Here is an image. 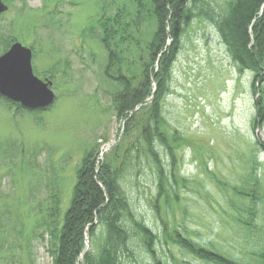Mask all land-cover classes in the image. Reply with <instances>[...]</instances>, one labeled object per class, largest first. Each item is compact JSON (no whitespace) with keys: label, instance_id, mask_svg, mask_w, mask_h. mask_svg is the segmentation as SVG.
Here are the masks:
<instances>
[{"label":"rangeland","instance_id":"obj_1","mask_svg":"<svg viewBox=\"0 0 264 264\" xmlns=\"http://www.w3.org/2000/svg\"><path fill=\"white\" fill-rule=\"evenodd\" d=\"M2 1L8 11L0 16L4 40L0 56L15 43L30 49L32 71L50 85L56 100L42 114L24 111L18 115L0 101V211L22 218H13L10 229L32 234L31 255L16 246V264H52L49 226H35L38 216L34 209L42 208L44 222L50 224L53 197L58 196L61 218L71 201L83 157L118 139L108 154L122 142L123 125L111 102L117 85L104 74L107 53L91 34L99 29L91 27L102 13L115 14L130 8L132 1ZM210 1L216 6L225 3ZM153 29L148 22H140L133 31L140 41L138 52L145 58V44ZM182 33V49L163 106L170 130L178 131L184 140L179 166L180 176L188 184L178 187L180 205L167 209V215L160 202L162 216L171 230L176 227L205 246L247 260L255 239L232 227V211L222 206L226 196L216 179L240 186L257 162V174L264 184V149L256 147V142H264V125L254 129L251 122L260 92L254 95L249 71H237L213 23L193 18ZM5 39L16 42L8 48ZM47 73L53 80L44 75ZM99 160H103L101 153ZM155 178L154 168L142 161L127 174L123 187L134 211L160 237L156 246L160 261L201 264L170 243L166 245L155 209L160 204ZM229 196L238 204L233 194ZM136 252L137 260L128 264H153L142 249Z\"/></svg>","mask_w":264,"mask_h":264},{"label":"trees","instance_id":"obj_2","mask_svg":"<svg viewBox=\"0 0 264 264\" xmlns=\"http://www.w3.org/2000/svg\"><path fill=\"white\" fill-rule=\"evenodd\" d=\"M131 1L130 8L123 7L111 15L102 13L91 27L99 29V33L91 34L98 37L107 53L104 74L117 85L111 102L123 125L122 142L103 160H99L100 152L94 151L83 157L71 201L61 218L58 196L53 197L50 224L44 222L42 208L34 209L38 216L35 226H49L46 228L52 264H128L137 260L139 248L153 264H169L160 261L156 251L160 237L134 211L123 184L127 174L144 161L154 168L157 202L165 205L166 215L167 209L180 205L178 187L188 184L180 176L179 166V149L184 140L178 131L170 130L163 105L170 91L173 66L182 49V32L193 18L213 23L237 71L253 75L252 91L255 96L260 92V97L251 122L254 129L264 125V0H225L222 6L210 0ZM140 22H148L154 28L145 44L147 58L138 52L140 41L133 35ZM0 39L3 43L2 36ZM5 42L9 48L16 41ZM131 51L136 55L132 57ZM44 75L51 78V73ZM0 101L15 110V115L25 111L7 100ZM256 147L263 150L264 142H256ZM257 173L254 162L240 186L231 187L216 179V185L226 196L222 206L232 211V227L255 239L256 245L247 260L240 261L213 246H205L175 226L171 230L163 219L160 203L155 209L163 224L166 245L170 243L201 264H264V184ZM230 193L238 204L229 198ZM15 215L0 211V264L17 263L16 246L31 255L32 234L10 229L13 218L22 219Z\"/></svg>","mask_w":264,"mask_h":264},{"label":"water","instance_id":"obj_3","mask_svg":"<svg viewBox=\"0 0 264 264\" xmlns=\"http://www.w3.org/2000/svg\"><path fill=\"white\" fill-rule=\"evenodd\" d=\"M8 11L0 0V14ZM31 50L15 44L10 51L0 57V95L14 103H20L28 110H46L55 100V94L49 86L33 74ZM35 81L42 85L38 94L26 87V82ZM115 141L112 143V145ZM110 147V145H106Z\"/></svg>","mask_w":264,"mask_h":264},{"label":"snow or ice","instance_id":"obj_4","mask_svg":"<svg viewBox=\"0 0 264 264\" xmlns=\"http://www.w3.org/2000/svg\"><path fill=\"white\" fill-rule=\"evenodd\" d=\"M26 87L30 88L31 90L35 91L38 94L42 91V85H40L35 81L26 82Z\"/></svg>","mask_w":264,"mask_h":264}]
</instances>
